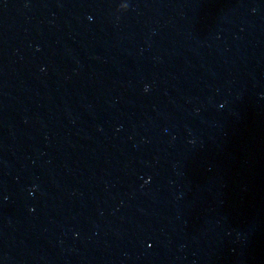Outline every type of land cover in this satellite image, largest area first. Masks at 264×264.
Returning <instances> with one entry per match:
<instances>
[{"label":"water","instance_id":"95a60500","mask_svg":"<svg viewBox=\"0 0 264 264\" xmlns=\"http://www.w3.org/2000/svg\"><path fill=\"white\" fill-rule=\"evenodd\" d=\"M0 264H264V0H0Z\"/></svg>","mask_w":264,"mask_h":264}]
</instances>
